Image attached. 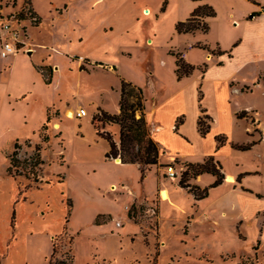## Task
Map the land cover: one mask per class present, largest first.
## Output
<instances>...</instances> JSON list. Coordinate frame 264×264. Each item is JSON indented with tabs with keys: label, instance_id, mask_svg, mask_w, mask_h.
Returning <instances> with one entry per match:
<instances>
[{
	"label": "rangeland",
	"instance_id": "rangeland-1",
	"mask_svg": "<svg viewBox=\"0 0 264 264\" xmlns=\"http://www.w3.org/2000/svg\"><path fill=\"white\" fill-rule=\"evenodd\" d=\"M95 1L98 3H94ZM157 1L116 0L113 4L110 0H31L40 15L37 25L34 23L35 18L31 19L28 13L31 5L15 9L16 4L11 1H0V264H5L8 248L13 246L14 238L19 251L9 252V264L20 263V248L27 239L30 247L37 244L40 247L47 246V243L41 245V237L29 234H33L36 227L44 224L48 215L49 230L62 217L64 221L63 229L53 238L55 251L48 259V264H264V228L259 236L260 224H264V18L247 26L242 25V19L247 20L254 10L248 11L247 5L242 10L232 0L213 1L218 2L220 12L230 4L240 9L237 8L242 15L234 13L233 19L229 18V31L226 33L235 38V42L241 40L242 43L240 42V48L235 53H231L234 57L224 68L215 66V58L213 65L216 67L214 70H219L216 71L219 77L229 79L228 90L225 92L226 100H229L228 111L242 113L243 118L237 121L232 115L231 118H222L214 96L216 86L212 82L204 85L207 105L213 111V132L217 134L227 129L230 140L236 143H232L233 145H250L248 151L225 149L221 158L224 172L220 162L213 159L220 164L224 175L229 174L225 176L227 183L210 189L207 197L198 201L185 189L182 192V188L178 186L186 170V163L173 161L174 163L160 164L158 161L156 168L159 176L168 178L166 167L172 164L177 177L166 181L170 189L169 201L165 202L166 195H163L164 200L158 196L160 206L156 217L153 213L144 214L149 205L132 209L134 217L128 218L138 225V232L123 234L129 222L127 218L118 217L123 205L119 200L116 201V216L112 215L115 219L99 217L98 223L106 224L97 228L89 225L86 217L78 216L72 225L67 224L66 230L71 201L63 195L62 208L57 200L61 192L65 194V190L60 186H52L60 184L63 178L58 175L63 172L60 168L63 161L62 148L66 151L64 161L77 159L79 153L75 148L73 117L64 111L67 108L73 111L83 108L89 115L93 111L88 102L90 99H102L108 110L114 111L117 95L112 87L119 82L113 74L101 70L90 72L89 66H97L96 63L83 61L81 66L90 74L79 72L76 63L81 57H111L124 69L128 64L126 58L119 53V47H123V43L120 45V42L113 41L103 50L92 43L79 42L78 36L85 35L90 26L93 29L102 24L105 18L108 19L106 9L109 6L130 12L134 7L133 3L150 6L151 9ZM21 2L24 3V0ZM59 13H64L63 18H54ZM4 25L8 26L10 34L2 32ZM220 34L216 23L212 32L207 35V40L211 42L214 36ZM3 42L15 44L16 53L6 58L1 57ZM180 42L174 37L172 46L179 47ZM165 47V42L159 44L158 41L153 43L152 52L146 50V55L150 53L148 57L153 56L162 62L164 70L167 65L169 69L171 64L166 57ZM214 49L219 51L218 47ZM137 54L141 55L139 52ZM196 56L194 54L192 60L195 61ZM34 67H51L52 75L54 74L51 83L45 84L40 73L32 71ZM224 82H221L223 89ZM222 88H219V93ZM144 100L142 93V105ZM132 101L136 102V99ZM46 109L49 110L48 122L42 128L46 120ZM56 109L60 111L61 118ZM139 109L135 112L136 118L140 117ZM91 116L93 129L98 134H107L118 145L119 127L115 125L105 129L103 124L100 128L101 125L93 120L94 115ZM59 119L60 129L55 123ZM210 121L211 118H203V127L210 124ZM53 123L57 125L54 126ZM188 130L193 131V125L189 124ZM223 138L224 145L229 146V138ZM15 143L17 155L14 160H17L18 167L12 168L9 174V157ZM88 157L95 161L96 155L93 153ZM236 169L248 173L238 174L233 180L230 175ZM195 179L198 181L193 182ZM195 179H191L189 183L201 189L210 185V176L207 174ZM230 183H233L234 188ZM255 193H260L262 199L258 201ZM102 195L112 199L114 193L108 190ZM46 202L49 205L44 208ZM156 204L153 202L151 207L154 211L158 207ZM259 207L262 212L257 211ZM15 208L20 220L19 227L16 226L15 213L13 219L9 218ZM80 209L84 210L81 206ZM77 211L79 215V205L76 206ZM43 218L44 221H41ZM241 219L243 221L239 223ZM114 221L120 222L123 228L115 227ZM31 257L36 259L35 264H44L36 257L34 250Z\"/></svg>",
	"mask_w": 264,
	"mask_h": 264
},
{
	"label": "crops",
	"instance_id": "crops-1",
	"mask_svg": "<svg viewBox=\"0 0 264 264\" xmlns=\"http://www.w3.org/2000/svg\"><path fill=\"white\" fill-rule=\"evenodd\" d=\"M0 1H11L16 4L15 9H20L23 5L21 0ZM232 1H234L237 6H241L242 10H244L243 6L247 5V7H249L248 11L254 10L252 14H257V16L254 17L252 14L249 15L252 16V18H249L248 16L247 20L242 19V25L247 26L249 23L264 18V11L261 9L264 7V0H257V3L259 4L258 6L247 2L246 0ZM110 2L115 4L116 0H110ZM94 3L98 2L95 1ZM34 4L31 3L32 12H34L36 16H40ZM217 4L218 2L213 0H158L156 4L152 5L151 9L150 6H143L142 4L136 5V3H133L134 7L130 12L109 6L106 9L108 19L105 18L102 21V24L98 27H93V29L90 26L89 31L85 35L82 34L78 36L79 42L92 43L93 46L95 45V47L103 50L106 49V45H110L113 41L115 43L120 42V45L123 43V47L119 45V53L122 57L126 58V63L128 64L124 69L123 67H120L114 58L111 57H107V59H89L81 57L76 63L79 72L90 74L92 71L101 70L102 72L113 74L119 82L112 87V91L117 95V106L114 111L108 110L102 99L99 101L88 100L90 103L89 106L93 108V111H91L89 115L86 112L87 117H76L78 109L73 111L71 108H67L64 111L65 113H68L70 117H73L76 133L74 137L75 148L79 153L77 159L73 161H64L63 158L66 151L62 148L61 157L63 161L62 164H60V168H62L63 172L58 175H62L63 178L61 179L62 181L60 184L57 183L52 186H60L61 189L65 190V194H62L63 192H61L58 195L59 198L57 200L62 208L63 206L61 202L63 195L68 197L71 201V211L66 223V230L67 224L72 225V223L77 220L78 216L83 218L86 217L85 219H87L89 225L97 228L106 224L97 223L96 220L99 217L116 216V201L119 200L123 205L122 212L118 217L121 219L127 218L129 222V226L124 228L125 230L123 234L132 235L138 232L139 227L131 221L134 216L131 217V219L128 218L129 207L134 205L136 209H139L141 205H149L144 214L147 215L148 213H153L156 217L158 214L157 208L160 206L159 200H164V196L166 195L167 199L165 202L169 201L170 189L166 181H170L171 179H164L159 176L156 166L150 167L142 177L137 164H122L118 160L106 159L105 154L109 149V144L92 127L91 115H95L98 110L111 115L118 114L120 79L130 82L142 90L145 98L144 114L147 119L148 128L159 149H161L158 158L160 164H167L173 161L184 162L186 165L197 164L203 162L208 157H213V159H217L220 162L224 172V166L221 160L223 152L225 149L233 150V148L230 147V143H236L230 140L231 138L227 129L219 131L217 134H215L216 132H213L215 124L213 111L207 105L204 85L212 82L213 86H216L215 88L217 89H214V96L217 101V109H220L222 113V118L223 116H229V118H231L230 115L234 116V120L236 121L243 118V115L241 118L238 117V112L230 113L228 111L229 100H226L227 94H225V92L227 93L228 90L229 79L223 80V78L217 75L216 71L218 69L214 70L216 67L224 68V66L234 57L231 53H235L240 48V44L242 43L241 40L235 42V38H231L226 32L229 31V18L233 19L234 13L242 15V12L240 13V9L237 7L239 9L237 10L236 6L233 4H230L227 9L220 12ZM204 5L211 7L215 12V16L213 17L204 16L198 18L202 24L207 26L208 29L206 32L197 30L193 33H178L175 30V26L178 22H183L191 18L194 10ZM255 10H258V12ZM63 15L64 13H59L58 15H54V18L61 19L63 18ZM248 19H251L252 21H248ZM216 23L221 34L219 36H214L211 42H209L207 40V35L212 32V28L213 26H216ZM174 37L176 41H181L179 47H176L175 45L174 47L172 46ZM158 41L159 44L160 42H165L166 57L170 59L171 63L169 69L167 64L166 69H162V62L153 58V56L148 57L150 53L146 55V50L152 52L153 43ZM236 43L237 45L234 46ZM188 46L191 47L188 48ZM215 47H218L221 52L230 51L231 57H228L226 53L220 56H212L209 51L215 50ZM138 52L141 55H138ZM194 54H197V59L195 61L192 60ZM104 56H106V54ZM179 58L185 64L191 65L195 68L192 74L188 77L178 79L175 74L176 61ZM213 58L217 61L215 64L216 67L213 65ZM83 61L93 64L96 63L97 66H89V68H91L90 72H86L85 69L80 70ZM137 64L138 67H136ZM204 64H206V67L204 70H201V67ZM33 70L38 74L35 68H32V71ZM223 81H225V89L221 86V82L223 83ZM219 88H222L221 93L218 91ZM240 92H242V90H240ZM55 111L61 118L60 111L58 109ZM201 111H203V113H201ZM201 114L211 118L209 132L205 137H201L197 131V121ZM179 119L181 120V123L177 129H175L176 123ZM55 123L59 125L60 129V119ZM57 124H54V126ZM189 124L193 125V131L188 130ZM100 125V128H102V124ZM104 125L105 129L115 127V125ZM217 136L228 137L230 140L229 146L223 145L217 147L215 140V137ZM174 142H177V144ZM254 145L256 144L254 143ZM93 153L96 155L95 161L88 159L90 158L88 156ZM242 171L243 170L236 169L235 173L230 176L234 180L238 174L248 173L247 171ZM207 175L210 176L209 184H211L215 177L210 174ZM227 175L229 174L227 173L224 176ZM241 179L243 180V177ZM10 180L14 183L11 178ZM197 181V179L193 180V182ZM224 183H227L225 182V178L220 186L224 185ZM230 184L233 187V183ZM243 186L244 185L242 184V187ZM47 188L50 189L51 187ZM108 190H111L114 193L112 199H108L102 195L103 192ZM240 190L242 191V189ZM181 191L183 192V189H181ZM159 195L160 199L158 198ZM255 195L258 201L262 199L260 193H255ZM153 202H156V205H158V207H155V211L151 208L153 207ZM13 204L16 203L14 202ZM47 205L49 204L46 202L44 208ZM78 205L79 215L78 211L76 212V206ZM80 206L83 207L84 210H81ZM257 211L262 212L260 207ZM14 213L17 219L16 226L19 227L18 221L20 220L17 218L16 208L15 212L14 210L11 211L9 218L11 217V219H13ZM45 214L46 216L48 215V213ZM49 217L50 216L48 215V219L44 223L45 225L40 224V226L36 227V231L33 234H29V236L33 235L37 238L41 237L43 240L41 245L47 243V246L40 247L37 244L36 246L33 245L30 247L27 243V239L25 243L21 245L22 248H20L21 254L19 257V264H35L36 259L31 257V252L33 250L36 253V257L40 258L44 264H48V259L53 252V238L56 233L63 229L64 225L62 217L59 223L56 226H52L53 228L49 230ZM40 220L44 221V218ZM242 221L243 220L241 219L239 223ZM16 226L15 230H17ZM8 227L12 232V228L9 226V221ZM260 227L261 231L259 236H261L263 232L264 224H260ZM118 228L123 227L120 226ZM13 241V246L8 248L5 264H9L10 257H8V255L11 250L13 253L19 251L15 244L16 238H14Z\"/></svg>",
	"mask_w": 264,
	"mask_h": 264
},
{
	"label": "trees",
	"instance_id": "trees-1",
	"mask_svg": "<svg viewBox=\"0 0 264 264\" xmlns=\"http://www.w3.org/2000/svg\"><path fill=\"white\" fill-rule=\"evenodd\" d=\"M254 5H259L257 0H246ZM14 4V3H13ZM23 5H31V0H24ZM264 10V7H262ZM28 13L30 14V18H35V25L39 23V17L36 16L34 12L29 8ZM213 17L215 16L214 10L209 6H200L194 10L191 18L178 22L175 26V30L178 33H193L197 30L202 32L207 31V26L201 24L199 21V17ZM252 16H257V14H252ZM202 25V26H200ZM234 44V46H236ZM212 56H220L222 54H227L230 56L229 52H221L212 50L209 51ZM206 64L202 65L201 70H204ZM35 70L40 73L45 84H50L52 79V69L51 67L47 68H37L34 67ZM194 67L188 64H185L180 58L176 61V69L175 74L177 78L188 77L194 71ZM46 70V71H45ZM80 70H84V67L81 66ZM136 99V102H133L132 99ZM142 99V90L141 88L127 82L123 79H120V99H119V112L118 114H108L101 110H98L93 117V120L96 123L100 124H108V125H116L119 127V143L118 145L111 140V138L107 134L100 133L109 144V149L105 154L106 159H119L122 164H137L139 166L142 177L152 166H156L158 164L159 157V148L155 140L152 138L147 121L145 119L144 114V104L142 105L140 100ZM140 108V117L136 118L135 112ZM48 112L46 110V120L42 128L45 127L46 122H48ZM203 113V111H201ZM239 118L242 117V113L239 114ZM203 118L210 119L206 115H202L198 118L197 121V131L201 137H205L209 132V124L203 127ZM181 120L179 119L176 123L175 129L179 126ZM46 140V138H44ZM217 147H221L224 145V138L221 136L215 137ZM252 145V144H251ZM230 147L239 151H248L250 149L249 146H237L230 144ZM16 149L17 144H14V150L9 157V166L7 168V172L10 174L12 168H17V160H14L16 157ZM37 152L39 148H36ZM16 159V158H15ZM188 167V168H187ZM186 170L183 173V178L179 181V187L185 189L187 192L191 193L195 200H202L207 197L208 191L210 189L216 188L220 186L224 181V174L221 171L222 168L218 162L213 161V157H208L201 163L197 164H187ZM202 174H210L215 177L214 181L207 187L201 189L196 185H191L189 181L191 179H195ZM240 177V176H239ZM238 177V179H239ZM132 209L134 206H131L128 216L133 217ZM131 213V214H130ZM98 223V221L96 220ZM55 248L53 246V252ZM51 255V256H52ZM156 257V255H155Z\"/></svg>",
	"mask_w": 264,
	"mask_h": 264
},
{
	"label": "built area",
	"instance_id": "built-area-1",
	"mask_svg": "<svg viewBox=\"0 0 264 264\" xmlns=\"http://www.w3.org/2000/svg\"><path fill=\"white\" fill-rule=\"evenodd\" d=\"M2 32L5 34H10V29L8 28L7 25H4L3 28H1ZM191 46H188V48H190ZM17 48L15 47V44H11V43H6L3 42L2 43V48H1V57L6 58L8 55L10 54H14L16 53ZM86 110L83 108H79L78 111L76 112V117L80 118V117H84L86 116ZM174 163V162H173ZM166 175L169 179H173L177 177V172L174 170L172 164L168 165L166 167ZM114 225L115 227H120L121 223L118 221H114Z\"/></svg>",
	"mask_w": 264,
	"mask_h": 264
},
{
	"label": "water",
	"instance_id": "water-1",
	"mask_svg": "<svg viewBox=\"0 0 264 264\" xmlns=\"http://www.w3.org/2000/svg\"><path fill=\"white\" fill-rule=\"evenodd\" d=\"M264 11V10H263ZM250 18H252V16H250ZM115 160H118L119 161V159H115Z\"/></svg>",
	"mask_w": 264,
	"mask_h": 264
},
{
	"label": "bare ground",
	"instance_id": "bare-ground-1",
	"mask_svg": "<svg viewBox=\"0 0 264 264\" xmlns=\"http://www.w3.org/2000/svg\"><path fill=\"white\" fill-rule=\"evenodd\" d=\"M166 199V198H165Z\"/></svg>",
	"mask_w": 264,
	"mask_h": 264
}]
</instances>
